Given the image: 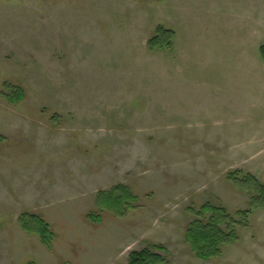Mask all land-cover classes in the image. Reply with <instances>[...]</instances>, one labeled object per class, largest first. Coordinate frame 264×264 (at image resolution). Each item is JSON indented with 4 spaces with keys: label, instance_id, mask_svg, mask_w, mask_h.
I'll return each mask as SVG.
<instances>
[{
    "label": "rangeland",
    "instance_id": "1",
    "mask_svg": "<svg viewBox=\"0 0 264 264\" xmlns=\"http://www.w3.org/2000/svg\"><path fill=\"white\" fill-rule=\"evenodd\" d=\"M159 26L174 47L151 53ZM262 46L264 0H0V264L154 246L163 264H264V203L232 178L264 184ZM117 187L121 215L98 201ZM206 204L238 235L209 261L186 241Z\"/></svg>",
    "mask_w": 264,
    "mask_h": 264
},
{
    "label": "trees",
    "instance_id": "2",
    "mask_svg": "<svg viewBox=\"0 0 264 264\" xmlns=\"http://www.w3.org/2000/svg\"><path fill=\"white\" fill-rule=\"evenodd\" d=\"M176 36L173 30L159 26L148 42L150 52L156 53L158 51L171 50L174 47ZM260 53L264 61V46L260 48ZM5 96L10 102L17 103L18 100L24 97V94L20 90V93L16 96L17 98L15 94L6 93ZM232 178L234 181L249 187L248 191L253 204L264 203V184L250 174L243 177L232 176ZM129 193L128 188L117 187L110 192L100 193L98 201L102 206L118 209L117 211L121 215L122 206L126 202L125 200ZM243 215L248 214L244 213ZM19 223L24 231L37 235L45 246L52 248L55 237L44 219L35 214L24 213L21 215ZM236 224V219L229 215L224 208L206 204L197 213V220L190 225L186 234V241L199 259L209 261L219 257L224 247L226 248L228 245L237 242L238 235L234 229ZM164 250L162 246H154L152 249L133 252L129 257V264H163L165 259L160 254H157V251Z\"/></svg>",
    "mask_w": 264,
    "mask_h": 264
}]
</instances>
